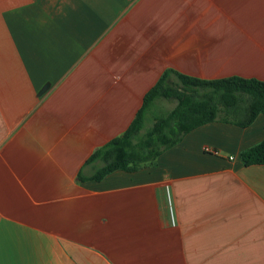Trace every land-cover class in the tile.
<instances>
[{
    "label": "crops",
    "instance_id": "obj_1",
    "mask_svg": "<svg viewBox=\"0 0 264 264\" xmlns=\"http://www.w3.org/2000/svg\"><path fill=\"white\" fill-rule=\"evenodd\" d=\"M167 71L264 81V0H0V264H264V115L78 181Z\"/></svg>",
    "mask_w": 264,
    "mask_h": 264
},
{
    "label": "trees",
    "instance_id": "obj_2",
    "mask_svg": "<svg viewBox=\"0 0 264 264\" xmlns=\"http://www.w3.org/2000/svg\"><path fill=\"white\" fill-rule=\"evenodd\" d=\"M171 77L176 80L170 81ZM162 101L175 102L174 107L165 110ZM259 115H264V81L236 76L204 80L164 72L144 95L127 129L85 162V166H99L89 176L79 173L78 181L100 182L115 171L132 173L155 166L162 153L203 125L217 122L246 128ZM239 158L245 167L264 166V140L241 152Z\"/></svg>",
    "mask_w": 264,
    "mask_h": 264
},
{
    "label": "rangeland",
    "instance_id": "obj_3",
    "mask_svg": "<svg viewBox=\"0 0 264 264\" xmlns=\"http://www.w3.org/2000/svg\"><path fill=\"white\" fill-rule=\"evenodd\" d=\"M175 102H166V101H162L161 105L165 110H170L174 107ZM150 122L147 119L145 122V128L148 129L150 126Z\"/></svg>",
    "mask_w": 264,
    "mask_h": 264
},
{
    "label": "built area",
    "instance_id": "obj_4",
    "mask_svg": "<svg viewBox=\"0 0 264 264\" xmlns=\"http://www.w3.org/2000/svg\"><path fill=\"white\" fill-rule=\"evenodd\" d=\"M172 221V223H173V220H171Z\"/></svg>",
    "mask_w": 264,
    "mask_h": 264
}]
</instances>
